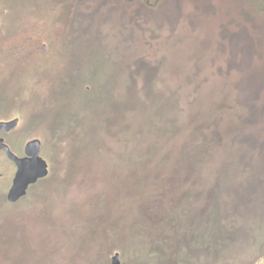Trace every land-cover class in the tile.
Here are the masks:
<instances>
[{
  "label": "rangeland",
  "instance_id": "rangeland-1",
  "mask_svg": "<svg viewBox=\"0 0 264 264\" xmlns=\"http://www.w3.org/2000/svg\"><path fill=\"white\" fill-rule=\"evenodd\" d=\"M152 2L0 0V264H264V0Z\"/></svg>",
  "mask_w": 264,
  "mask_h": 264
},
{
  "label": "water",
  "instance_id": "water-1",
  "mask_svg": "<svg viewBox=\"0 0 264 264\" xmlns=\"http://www.w3.org/2000/svg\"><path fill=\"white\" fill-rule=\"evenodd\" d=\"M154 3H159L161 0H153ZM149 3V2H147ZM264 6V4H263ZM18 120L10 122H0V133L3 129L6 131L14 128ZM7 152L8 157L16 164L17 172L13 179V184L7 195L8 201L16 203L20 198L27 194L30 185L36 183L39 179L45 178L49 174L47 161L40 155L41 141L35 139L30 141L26 146V156L19 157L14 154L10 147L0 138V150ZM113 264H120L119 254L113 257Z\"/></svg>",
  "mask_w": 264,
  "mask_h": 264
},
{
  "label": "flooded vegetation",
  "instance_id": "flooded-vegetation-1",
  "mask_svg": "<svg viewBox=\"0 0 264 264\" xmlns=\"http://www.w3.org/2000/svg\"><path fill=\"white\" fill-rule=\"evenodd\" d=\"M13 120H18V123H17V125H19L20 124V118H18V117H15ZM13 120H11V121H13ZM0 122H10V120L9 121H0ZM16 125V126H17ZM14 128H12L11 130H9V131H6L5 129H3L2 131H1V133H0V138H3L4 139V142L10 147V149H11V151L14 153V154H16L13 150H12V148H11V146H10V144L8 143V138L6 137V135L4 136L3 134L4 133H9L10 131H12ZM35 140V139H34ZM32 141V140H31ZM26 150V149H25ZM41 150H42V142H41ZM0 151H2V152H4L6 155H7V152L5 151V150H3V149H1ZM26 152V151H25ZM17 156H19L18 154H16ZM40 155H41V152H40ZM26 156V153H25V155L24 156H19V157H25ZM7 157H8V155H7ZM9 158V157H8ZM10 159V158H9ZM11 160V159H10ZM12 161V160H11ZM13 162V161H12Z\"/></svg>",
  "mask_w": 264,
  "mask_h": 264
}]
</instances>
